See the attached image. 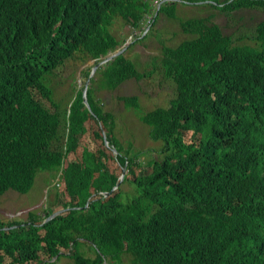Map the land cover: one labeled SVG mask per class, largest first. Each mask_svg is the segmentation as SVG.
I'll list each match as a JSON object with an SVG mask.
<instances>
[{"label": "trees", "instance_id": "trees-1", "mask_svg": "<svg viewBox=\"0 0 264 264\" xmlns=\"http://www.w3.org/2000/svg\"><path fill=\"white\" fill-rule=\"evenodd\" d=\"M182 2L232 18L248 7L264 11V0ZM149 3L0 0V197L29 193L38 172L62 169L71 187L64 210L49 221L57 202L44 209L45 217L33 210L25 221L0 214V264H55L63 256L74 264H264V55L234 44V34L209 15L180 19L188 36L163 45L162 67L155 56L141 71L129 55L145 37L93 71L123 44L111 29L115 19L138 29ZM178 3L163 5L155 20L164 10L176 16ZM259 20L255 29L264 44V13ZM78 54L95 62L82 69L84 85L69 111L52 97V75ZM159 68L171 81L154 106L134 94L118 97L160 142L158 157L137 161L144 151L116 136V112L103 93ZM90 119L98 125L94 145L67 160L78 145L77 122ZM101 129L119 163L106 154ZM126 163L133 177L120 182ZM134 164L150 170L136 174Z\"/></svg>", "mask_w": 264, "mask_h": 264}, {"label": "rangeland", "instance_id": "rangeland-1", "mask_svg": "<svg viewBox=\"0 0 264 264\" xmlns=\"http://www.w3.org/2000/svg\"><path fill=\"white\" fill-rule=\"evenodd\" d=\"M180 1L181 0H179V2ZM262 9L263 8L259 7H248L244 9L242 14L237 12L236 17L232 18V15L218 8L202 4L181 2V4H177L176 16H170L166 13V10L160 13L151 29L155 33V36H146L144 41L135 43L129 48L128 52L141 71L153 66L155 56H157V64L162 67L159 58L162 55L161 51L163 45H177L182 39L188 36L182 29L180 19L208 17L209 15H212V22L219 24L224 31L234 34L236 43H251L253 29H255L256 24L260 21L259 18L264 13ZM144 20L145 17L143 18V21ZM111 29L120 40H123V47H121L120 50L127 49V44L134 41L131 35L135 31H133L131 26L122 20V18H116ZM125 41L126 43L124 44ZM88 65L94 66V62L87 58L83 60L82 56L78 54L74 58L67 60L66 63L59 67L54 75H52V97L54 100L61 101L66 105L69 111H71L72 99L73 96L76 95L77 89L83 88L84 85L85 75L82 74L81 71ZM170 81L171 79L164 75L162 68H159L155 73L146 76L142 81H130L120 85L115 90L105 91L103 93L108 109L116 112L115 133L122 144L127 147L129 143L132 142L137 150H149L141 155L137 161H147L151 158L150 154L158 157V146L160 142L154 141L149 137L148 126L140 120L138 112L133 108H126L118 97L120 95L134 94L139 97L140 102L145 104L146 107L154 106L156 104L155 97L165 92V88ZM74 82H77V87H75ZM72 88L76 89L72 92ZM37 97L40 98L47 107L54 108L51 102L42 97L38 92ZM74 118L76 117H73V119ZM86 122L87 120H85V123ZM76 125L81 131L75 136L78 145L75 148V154L67 158L69 161L78 159L80 154L82 155L85 152L86 148L92 147L97 136L95 134L97 126L93 120H89L88 127L87 123L85 125L84 122L83 124L77 122ZM100 134L103 137L102 129ZM107 154L114 158L111 152L107 151ZM114 159L113 161H116V159ZM112 164H114V162ZM146 168L150 170L147 165H133V170L136 174H142L147 170ZM55 177H57V174L39 172L36 175L35 183L29 193L21 194L15 190H9L8 194L0 197V214L6 220L25 221L29 219V211L34 209L35 213L38 212L44 217V209L54 201L58 204L54 207V210L61 211L63 209L61 203L67 200L68 197L65 194L64 187L55 185ZM64 179L65 177L61 176L60 181ZM50 183H52L53 186H50ZM72 193L76 194V191L72 190ZM45 220L46 218L44 221ZM88 253L90 254L91 252L89 251ZM55 264H74V261L68 256H63Z\"/></svg>", "mask_w": 264, "mask_h": 264}, {"label": "clouds", "instance_id": "clouds-1", "mask_svg": "<svg viewBox=\"0 0 264 264\" xmlns=\"http://www.w3.org/2000/svg\"><path fill=\"white\" fill-rule=\"evenodd\" d=\"M150 1V3H149V5H150V8H149V11L145 14V20L143 21L142 20V23H141V26H140V28H138V29H134L133 27H131L132 28V30L133 31H135L132 35H131V37H132V39L133 40H138V38H145L146 36H147V34H148V32L152 29V27H153V24H154V22H155V18H156V16L159 14V11H160V9H161V7L163 6V5H165V4H170V3H172V2H179V0H169V1H165V2H163L162 4H161V6H160V8L158 9V10H156V11H154L153 9V4H152V0H149ZM182 2V0L179 2V3H181ZM148 15H150V16H152V19H153V22H152V24H151V26H150V29H149V31L146 33V34H144V35H142V32H143V26H144V24H145V21H146V19H147V16ZM259 37V35L257 34V32H256V29H253V32H252V36H251V39H252V41H251V43H242V44H240V43H234V44H237V45H241V46H247V50H252V51H258V52H261L263 55H264V44H263V40L262 39H259L258 38ZM235 40V39H234ZM133 42V41H132ZM125 43V42H124ZM121 47H123V44L121 45ZM121 47L120 48H118L117 50H120L121 49ZM116 51V50H115ZM115 51H111V52H109L108 54H107V56H106V58L104 59V60H102L98 65H97V67L99 66V65H101L102 63H104V62H106L107 60H109V59H112V58H114L115 56H117V55H115L114 57H112V58H109V56L111 55V54H113ZM72 58H74V57H72ZM71 59V58H70ZM88 60H92L93 62H95V59H88ZM65 64V63H64ZM63 64V65H64ZM62 66V65H61ZM60 66V67H61ZM96 66V65H95ZM94 66V67H95ZM94 69V68H93ZM97 69V68H96ZM95 69V70H96ZM95 70H93V71H95ZM88 82V81H87ZM88 85H89V83H88ZM85 89H86V86H85ZM87 90V89H86ZM86 90H85V94H87L86 93ZM87 96V95H86ZM88 101V100H87ZM86 103V102H85ZM88 106H89V103H86ZM91 120H93V119H91ZM102 120H104V117L103 118H99V126H100V128H102L103 126H102ZM94 121V120H93ZM88 122H89V120L86 122L87 123V127H88ZM95 122V121H94ZM86 123H85V125H86ZM96 123V122H95ZM96 126H97V128H98V125L96 124ZM103 130V140H104V144H105V146L107 147V148H109V149H107L105 152H106V154H107V151H109V152H111L112 153V155L114 156V158L116 159V161L118 162V150H117V148L115 147V146H113V145H110V143H109V140H108V137H107V135H106V132H105V130L104 129H102ZM88 133V132H87ZM105 137H106V139H105ZM130 143H132V142H130ZM129 143V144H130ZM125 146V145H124ZM129 146V145H128ZM127 146V147H128ZM126 147V146H125ZM133 148L136 150V151H144V153H146V152H148L149 150H137L136 149V147H134V144H133ZM87 149V148H86ZM72 154H75V152H73V153H71L70 155H72ZM69 155V156H70ZM83 155V154H82ZM108 155V154H107ZM77 160V159H76ZM72 161H74V160H72ZM69 162H67V160H66V158H65V160H64V166H66L67 164H68ZM119 163V162H118ZM127 164L128 163H126V167H124V169H123V172L121 173V176H120V182H123V180L125 179V176L127 175L128 176V178H132L133 177V175L131 174V173H128V167H127ZM39 173V172H38ZM37 173V174H38ZM52 173V172H51ZM36 174V175H37ZM53 174H55V173H53ZM61 176H63V170L61 169L58 173H57V177H55V185H57V186H59V187H64L65 188V194H66V196H67V191H68V189L69 188H71V187H67L66 185L68 184L67 183V181H66V179H64V180H62V181H60V178H61ZM35 178H36V176H35ZM120 182L118 183V184H116V186H114L113 187V189L111 190V191H106V192H102L104 195H106V193L107 192H112V191H114L115 189H117L118 188V186L120 185ZM125 185H127V184H129L128 182H126V183H124ZM50 186H53V184L52 183H50ZM128 187H129V185H128ZM127 187V188H128ZM9 192L7 191L5 194H8ZM57 193V192H56ZM109 193V194H110ZM4 194V195H5ZM108 194V195H109ZM4 195H2L1 197H3ZM53 195V194H52ZM107 196V195H106ZM68 197V196H67ZM56 203V201H54V202H52V203H50L49 205H54ZM48 205V206H49ZM58 205V204H57ZM47 208V207H46ZM33 211H34V209H32ZM64 209H62L61 211L60 210H55V212H57V211H60V213L63 211ZM31 211V210H30ZM54 212V213H55ZM37 214H39L38 212H37ZM59 214V213H58ZM57 214V215H58ZM28 215H29V213H28ZM40 216H41V214H39ZM52 215V214H51ZM51 215H49V216H51ZM49 216H47L46 217V219L49 217ZM45 217V216H44ZM28 220H30V216H29V219ZM51 220V219H50ZM49 221V220H48ZM46 222V221H45ZM14 226H16V225H14Z\"/></svg>", "mask_w": 264, "mask_h": 264}, {"label": "built area", "instance_id": "built-area-1", "mask_svg": "<svg viewBox=\"0 0 264 264\" xmlns=\"http://www.w3.org/2000/svg\"><path fill=\"white\" fill-rule=\"evenodd\" d=\"M165 1H169V0H152V4H153V10L156 11L160 8L161 4ZM153 22V19H152V16L148 15L147 16V19L145 21V24L143 26V32H142V35L146 34L149 29H150V26Z\"/></svg>", "mask_w": 264, "mask_h": 264}, {"label": "water", "instance_id": "water-1", "mask_svg": "<svg viewBox=\"0 0 264 264\" xmlns=\"http://www.w3.org/2000/svg\"><path fill=\"white\" fill-rule=\"evenodd\" d=\"M124 50H116L113 54H111L110 56H109V58H112V57H114L115 55H118V54H120L121 52H123ZM97 68V65L94 67V69L93 70H95ZM88 83H89V81L86 83V89H87V87H88ZM85 89V90H86ZM84 101L86 102V103H88V101H87V96H86V94L84 93ZM105 139H106V137H105ZM110 192H107L106 193V195H108ZM58 213H60V211H57V212H55V213H53L51 216H49L45 221H48V220H50V219H52L54 216H56ZM55 258H57V256L55 257Z\"/></svg>", "mask_w": 264, "mask_h": 264}, {"label": "bare ground", "instance_id": "bare-ground-1", "mask_svg": "<svg viewBox=\"0 0 264 264\" xmlns=\"http://www.w3.org/2000/svg\"><path fill=\"white\" fill-rule=\"evenodd\" d=\"M194 33V32H193ZM193 36V35H192Z\"/></svg>", "mask_w": 264, "mask_h": 264}]
</instances>
